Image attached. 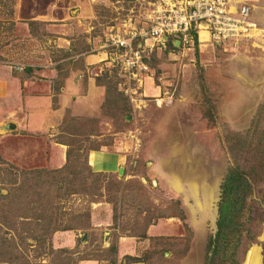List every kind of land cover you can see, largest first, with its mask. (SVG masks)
<instances>
[{
    "label": "rangeland",
    "instance_id": "1",
    "mask_svg": "<svg viewBox=\"0 0 264 264\" xmlns=\"http://www.w3.org/2000/svg\"><path fill=\"white\" fill-rule=\"evenodd\" d=\"M16 1L0 0V63L11 67L61 58L54 39L64 36L74 54L111 51L108 33L128 23L146 25L162 0H68L70 16L52 21L16 19ZM245 1L264 29V0ZM205 38L203 29L195 42L167 36L145 56L139 86L107 57L86 67L80 55L65 61L66 69L84 71L82 93L85 75L100 92L90 90L87 106L76 101L61 110L53 138L70 143L77 153L72 168L80 175L61 182L59 194L54 172L44 171L53 169L47 165L51 150L49 138L35 133V106L27 131L0 121V200L7 192L0 211L10 221L0 229V264H203L218 184L231 162L229 133L242 131L264 106V35L220 44ZM107 78L114 90L105 98L101 81ZM91 150L98 152V166ZM86 165L100 174L85 176ZM37 170L39 178H32ZM83 183L87 187L80 189ZM261 211L239 264L253 249L264 264V201ZM49 212L71 228L46 232L42 241L27 237L40 232L33 216Z\"/></svg>",
    "mask_w": 264,
    "mask_h": 264
},
{
    "label": "trees",
    "instance_id": "2",
    "mask_svg": "<svg viewBox=\"0 0 264 264\" xmlns=\"http://www.w3.org/2000/svg\"><path fill=\"white\" fill-rule=\"evenodd\" d=\"M190 32L193 42H195L196 32L194 30ZM98 78L99 75H96L95 79ZM101 82L105 88V98H108L114 87L109 82V78ZM228 138L230 140L228 139L227 148L231 162L226 166L218 184L215 228L206 238L203 264H239L243 252L254 240L257 234V226L262 221L261 204L264 201V106L259 105L248 125L240 132H230ZM63 143L67 145L64 164L57 168L44 170L46 174L54 172L55 176L51 175V180L54 179L59 183L54 187L56 194H59L60 184L63 181H66L67 185L68 181L75 178L78 174V170L72 168L74 166L72 162L75 160L77 153L69 147V142ZM85 168V176L90 174L98 176L100 174V172H91L88 165ZM62 170H66L64 175L61 173ZM35 173L32 178H39V174L37 175L38 170ZM84 175L79 176V178ZM35 185H37L36 182ZM95 186H98L97 182L93 186L89 185L88 187L83 183L80 189L87 187L91 192V188L93 189ZM68 191L70 193L75 192ZM6 193H1L0 209L3 207L2 200ZM107 200H110V198ZM91 201L93 200L91 199ZM50 212L52 213L53 211ZM51 213L33 216V220H35L40 232L35 235L33 233L27 234V237L37 238L42 241L46 232L50 233L55 230L71 228L72 225L61 224L62 220L55 218ZM87 217L88 214L85 218ZM181 217L183 216L181 215ZM22 218L26 219L25 217ZM31 218L32 216L27 219L32 220ZM8 222H10L9 218H6L3 210L0 213V229L4 228L5 230L10 224ZM111 249H113L112 245L108 247V250ZM126 256L134 259L132 256Z\"/></svg>",
    "mask_w": 264,
    "mask_h": 264
},
{
    "label": "crops",
    "instance_id": "3",
    "mask_svg": "<svg viewBox=\"0 0 264 264\" xmlns=\"http://www.w3.org/2000/svg\"><path fill=\"white\" fill-rule=\"evenodd\" d=\"M60 1L57 3L56 0H17L13 15L16 19L22 20L52 21L65 19L70 16L69 9L66 7L69 2L68 0ZM236 1L245 0H233V2ZM199 29L204 30L205 39H208V33L204 27H198L196 34L198 35ZM70 40L65 36L63 39H57V41L54 39L55 46L64 51L63 56L59 59H52L48 56L43 61L32 65L33 67L30 64L11 67L9 64L0 63V121L4 122L7 118L10 128L17 131H27L28 119L30 115L32 116L31 109L35 106V133H43L49 138L48 146L51 153L47 159V165L53 168L64 163L65 148L67 147L62 141H56L53 138L56 125L60 120L61 110L71 103H76V101L87 106L88 103L85 102L91 99L90 90L96 89L100 92V87L94 84L93 76L85 75V81L83 80L85 90L82 93L80 91L82 83L79 77H82L81 73L84 74V71L63 67L65 61L70 62L73 56L80 55L79 53H71ZM106 55V51L101 48V50L94 52H81L80 60L86 67L103 60ZM56 89L58 90L56 93L57 105L51 106V97ZM90 153H93V165L98 166L100 161L96 159L97 150H91L88 155ZM89 164L91 163L89 162Z\"/></svg>",
    "mask_w": 264,
    "mask_h": 264
},
{
    "label": "built area",
    "instance_id": "4",
    "mask_svg": "<svg viewBox=\"0 0 264 264\" xmlns=\"http://www.w3.org/2000/svg\"><path fill=\"white\" fill-rule=\"evenodd\" d=\"M149 23L135 27L117 28L105 39L111 46L106 57L119 66L122 74L142 84L147 70L145 56L152 48L164 45L165 38L175 35L182 42L189 41L191 30L204 27L210 42L257 39L264 29L250 15L249 4L233 0H162L147 15ZM126 23L123 21L122 25Z\"/></svg>",
    "mask_w": 264,
    "mask_h": 264
},
{
    "label": "bare ground",
    "instance_id": "5",
    "mask_svg": "<svg viewBox=\"0 0 264 264\" xmlns=\"http://www.w3.org/2000/svg\"><path fill=\"white\" fill-rule=\"evenodd\" d=\"M199 30H201V29H199ZM246 257H247V255H246ZM245 261H246V258H245ZM245 261H244V264H245ZM246 264H259L258 254H257L256 249L252 250V252L249 255V258L247 259Z\"/></svg>",
    "mask_w": 264,
    "mask_h": 264
}]
</instances>
